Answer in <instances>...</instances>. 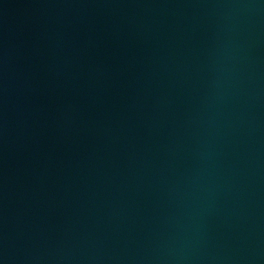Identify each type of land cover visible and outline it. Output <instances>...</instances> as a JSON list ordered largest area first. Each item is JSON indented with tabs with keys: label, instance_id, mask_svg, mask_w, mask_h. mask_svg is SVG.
Returning <instances> with one entry per match:
<instances>
[{
	"label": "water",
	"instance_id": "water-1",
	"mask_svg": "<svg viewBox=\"0 0 264 264\" xmlns=\"http://www.w3.org/2000/svg\"><path fill=\"white\" fill-rule=\"evenodd\" d=\"M0 264H264V0H0Z\"/></svg>",
	"mask_w": 264,
	"mask_h": 264
}]
</instances>
